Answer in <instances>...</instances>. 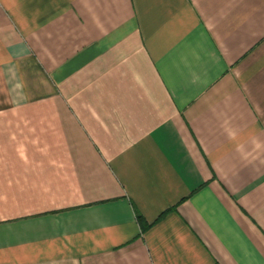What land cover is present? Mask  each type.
<instances>
[{"label": "crops", "instance_id": "crops-1", "mask_svg": "<svg viewBox=\"0 0 264 264\" xmlns=\"http://www.w3.org/2000/svg\"><path fill=\"white\" fill-rule=\"evenodd\" d=\"M0 264H264V0H0Z\"/></svg>", "mask_w": 264, "mask_h": 264}, {"label": "clouds", "instance_id": "clouds-1", "mask_svg": "<svg viewBox=\"0 0 264 264\" xmlns=\"http://www.w3.org/2000/svg\"><path fill=\"white\" fill-rule=\"evenodd\" d=\"M230 138L235 140L236 139L235 134L233 133ZM238 148H239V146H238ZM255 148L256 149H260L261 148V144L260 143H256L255 144Z\"/></svg>", "mask_w": 264, "mask_h": 264}]
</instances>
